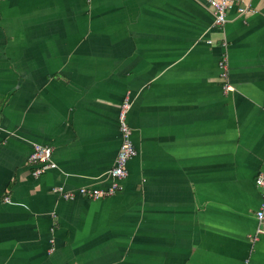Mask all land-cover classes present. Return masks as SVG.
Returning a JSON list of instances; mask_svg holds the SVG:
<instances>
[{
    "label": "crops",
    "instance_id": "crops-1",
    "mask_svg": "<svg viewBox=\"0 0 264 264\" xmlns=\"http://www.w3.org/2000/svg\"><path fill=\"white\" fill-rule=\"evenodd\" d=\"M125 95L121 188L63 199L109 183ZM261 171L264 0L222 26L207 0H0V264H264Z\"/></svg>",
    "mask_w": 264,
    "mask_h": 264
},
{
    "label": "built area",
    "instance_id": "built-area-1",
    "mask_svg": "<svg viewBox=\"0 0 264 264\" xmlns=\"http://www.w3.org/2000/svg\"><path fill=\"white\" fill-rule=\"evenodd\" d=\"M213 13V25L222 26L226 21L227 11L231 8L235 0H207ZM249 5L238 7L239 12H244ZM226 47V43L223 42ZM220 68V78L223 81V90H233V86L228 81V61L227 54L224 52L218 62ZM130 99L128 95L123 98L118 109V128L120 132V144L114 163L107 171L109 183L103 187L79 186L76 189L61 191L63 199L71 200L77 195L88 199H101L113 195L121 188V182L127 175V163L136 155V149L131 138V128L127 123V113L130 108ZM28 163L33 166L32 174L38 177L50 168H55L56 163L52 159V147L45 144L33 142L31 151L28 155ZM255 184L261 189L262 196L259 207L255 211L257 221V232H264V171L259 172L255 177ZM5 201H10L8 196Z\"/></svg>",
    "mask_w": 264,
    "mask_h": 264
}]
</instances>
